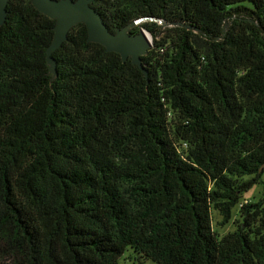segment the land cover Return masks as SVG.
Instances as JSON below:
<instances>
[{"label":"trees","instance_id":"16d2710c","mask_svg":"<svg viewBox=\"0 0 264 264\" xmlns=\"http://www.w3.org/2000/svg\"><path fill=\"white\" fill-rule=\"evenodd\" d=\"M76 1V0H75ZM131 59L53 53L56 20L11 0L0 28V264H264V0H94ZM165 27L164 31L162 28ZM156 34V35H155ZM249 177V178H246ZM239 207L234 231L220 237Z\"/></svg>","mask_w":264,"mask_h":264},{"label":"water","instance_id":"95a60500","mask_svg":"<svg viewBox=\"0 0 264 264\" xmlns=\"http://www.w3.org/2000/svg\"><path fill=\"white\" fill-rule=\"evenodd\" d=\"M11 0H0V28L8 18L7 6ZM94 0H32L33 6L40 12L56 20L55 35L47 51L49 72L56 77L58 62L53 53L60 49L68 40L71 30L78 24H84L88 30V42H95L106 48V51L119 54L123 61L131 59L132 63L139 66L144 74L142 56L149 53L152 42L142 30L137 35H131V29L139 21L118 29L112 33L104 23L101 15L91 6Z\"/></svg>","mask_w":264,"mask_h":264},{"label":"rangeland","instance_id":"374dc122","mask_svg":"<svg viewBox=\"0 0 264 264\" xmlns=\"http://www.w3.org/2000/svg\"><path fill=\"white\" fill-rule=\"evenodd\" d=\"M140 22H138L139 24ZM137 24V25H138ZM165 27L162 28V30L164 31ZM146 33V35L148 36L147 38L152 42V47L154 44V39L157 41H162L163 38L166 37V33H160L158 32L156 36H154L153 34L144 31ZM249 178V177H246ZM263 181H264V174L262 177ZM264 195V183L263 184H257L254 185L248 192H246L243 196V199L241 200L242 203H244L245 201H250L252 203H256L258 201H260L262 199ZM239 207H236L233 209V216L230 220V222L226 225H221V217L219 215L218 212H214L213 213V226L215 228V230L217 231V233L219 234L220 237L224 236L225 234H227L228 232L234 231L236 229L235 226V220L238 219L239 216ZM118 264H154L153 261L151 260H145V259H141L139 258V256L137 254H135L133 252V250L128 249V251H126L125 255L120 259V261L118 262Z\"/></svg>","mask_w":264,"mask_h":264},{"label":"bare ground","instance_id":"6f19581e","mask_svg":"<svg viewBox=\"0 0 264 264\" xmlns=\"http://www.w3.org/2000/svg\"><path fill=\"white\" fill-rule=\"evenodd\" d=\"M150 39V38H149Z\"/></svg>","mask_w":264,"mask_h":264}]
</instances>
